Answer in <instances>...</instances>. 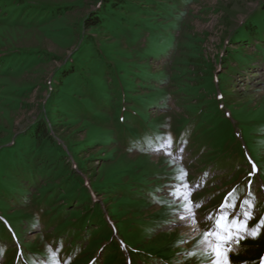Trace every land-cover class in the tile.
Here are the masks:
<instances>
[{
    "label": "rangeland",
    "instance_id": "1",
    "mask_svg": "<svg viewBox=\"0 0 264 264\" xmlns=\"http://www.w3.org/2000/svg\"><path fill=\"white\" fill-rule=\"evenodd\" d=\"M145 1L166 3L0 0V146L43 125L67 151L30 133L0 157V264H201L185 254L226 203L234 215L254 197L249 226L264 217V41L231 43L264 0H174L164 17ZM70 172L90 197L62 187ZM85 206L84 228L54 232ZM233 247L230 264H261L264 228Z\"/></svg>",
    "mask_w": 264,
    "mask_h": 264
},
{
    "label": "trees",
    "instance_id": "2",
    "mask_svg": "<svg viewBox=\"0 0 264 264\" xmlns=\"http://www.w3.org/2000/svg\"><path fill=\"white\" fill-rule=\"evenodd\" d=\"M165 1H166V3H163V4L157 3L155 1H150V2H148V1L146 2L145 1L147 3V5H149L148 6L149 8H145L146 14L148 15V13H150L148 16H150V15L153 14L155 17H159V16L160 17H164L163 16L164 10L167 7H170L169 5L167 6V4L168 3H170V4H173L174 3V0H165ZM14 7H17V4ZM256 17H259L258 24H257V22H253ZM37 21H41V18H39ZM98 24L99 23H96V24H94V26H97ZM245 24H246V26H243L241 28L242 31H240L237 34H235V36H234V38H233V40H232L231 43H240V44L246 43L245 46H247V47L249 46L250 47V46L253 45L252 40L259 39L258 42L264 41V2L260 3V5H259V7L257 9L256 14L253 17L252 16L249 17V19L243 25H245ZM156 47H158V46H154L153 49H155ZM242 49H244L243 46H242ZM255 49H256L257 53L260 54L262 51H264V46L262 44L261 45H255ZM12 56L17 57L18 59L24 60V58L29 57V56L31 57L32 55L31 54L30 55H27V54H16V53H14L13 55L10 54L7 57H12ZM227 57H229V55ZM254 57L255 56L253 55L251 57V59L254 58ZM261 57L264 59V54H262ZM68 71H69V74H68L69 76L72 73H74L73 68L71 70L69 69ZM124 100H123V102H124ZM123 108L125 109L124 106H123ZM121 109H122V107L120 108V110ZM133 113L135 115L140 116V114L138 112H137L138 113L137 114L134 110H133ZM139 118L141 119V117H139ZM230 131H231V138H229L228 140L231 141V139L232 140L233 139H238V137L236 136L235 130L234 129H230ZM30 133H32V134H30ZM50 133L51 132H47L46 131V128L43 125H40V126L39 125H36V127H32L29 130V132L27 134H25L24 136L22 134L20 136L18 135L17 137H15L13 139V141H12L11 144L6 145V146L1 145L0 146V157L7 158L8 156L12 155V152L16 151L17 149H22V146H21L22 145V139L24 137H26V135H29V134L32 135L31 140L33 141V148L34 149H36L39 145H41L42 142H46V143L48 142V145L45 147L46 149H51V150L55 151L56 153H60V152L64 153L66 150H64L59 144H57L55 141H53L52 136H51ZM240 134L243 135V132L240 131ZM231 144H233V143L231 142ZM238 147H239L238 149H240L239 150V155H240V153H243V151H242V148L240 146H238ZM18 156H24V152H19ZM36 163L39 164V166H40V165H42L43 162L41 160H38ZM65 171H71V169L66 166ZM3 180H4V175L1 174L0 175V184L3 183L2 182ZM76 180L77 181L80 180V181L79 182H76ZM64 181H66V183H63L62 184V187H69L70 185H74V184L80 183V185H82L81 191L82 192H85V196H89L90 197V195L87 192L86 187L84 186V180L82 178H80L79 175H75L72 172H70L69 175L66 177V179H64ZM23 182H24L23 179H21V181L14 183L15 184L14 186H11L14 189V194L13 195H15V193H16L15 196H17V193H19V195L22 196V193L19 192V191H22L23 190V187H22L23 186ZM59 183H61V182H59ZM39 193L41 195H44L45 194V191L44 192H39ZM53 193H54V191L51 192V195H53ZM74 193H75V191L72 190V189L66 190L65 194L62 196L63 198H66V200H64V202H63V203H66L65 206H67V207L70 206V204H69L70 201L71 202L73 201V198H71L72 195H76ZM50 197H53V196H50ZM89 203L94 204V202L91 201V199H90ZM118 203H120V201H118ZM90 207L91 206H85V208H82V211L84 209L85 210H84V213H82L83 215H81V216L80 215L77 216L78 214H75V213H77L78 211L77 210H74L72 213H70V219H69V216H68V219H66L65 221H62L61 222V225L64 222L65 223L64 225H69V226L72 227V226L76 225V223H77L78 226H79V229L78 230L80 231V229L81 228H84L91 219L93 220L94 210L92 208H90ZM94 207H95V205H94ZM59 211H57V215H54V216L51 217L52 224L56 223L57 222V218L60 217L59 215H61V214H60ZM108 211H109V209H108ZM110 211H112V210H110ZM115 211H117V210L115 209ZM109 212H108V214H109ZM73 214H75V215H73ZM114 214H116V212ZM102 215H103V212L100 210L99 213H98L97 221H104V217ZM57 223H59V222H57ZM57 223H56L57 227L54 229V232L61 231V229L63 230V225L61 226V225H59ZM58 226H60V228H58ZM115 226H116V231H117L118 235L121 236L120 235L119 226H117V224ZM4 230H6V229L4 228ZM58 233H61V232H58ZM107 235H109V236L112 237V230H110V233H108ZM111 239H113V238H111ZM111 242H112L111 244L113 245V247H115V245L117 247L116 240H112ZM121 258H122V256H121Z\"/></svg>",
    "mask_w": 264,
    "mask_h": 264
},
{
    "label": "snow or ice",
    "instance_id": "3",
    "mask_svg": "<svg viewBox=\"0 0 264 264\" xmlns=\"http://www.w3.org/2000/svg\"><path fill=\"white\" fill-rule=\"evenodd\" d=\"M182 174H186L183 169H178ZM251 184V181H249ZM235 194V190H233ZM248 196L252 197L249 190ZM186 199V197H182ZM198 207L193 204L192 208ZM235 204L232 205V209ZM254 197L252 199L245 198L240 203V210L233 215L232 209L228 208L227 203L222 207L221 211L225 214L219 215L215 218V224L212 229L204 232L203 236L194 245L193 251L186 253L187 256H201V264H230L228 255L235 249L232 245L238 244L239 240L251 237L255 239L262 228H264V217L254 226H249L253 219L254 213ZM191 208L188 204L183 205V213H190ZM231 217V218H229ZM182 219H195L193 215L184 216ZM206 220H211L212 216H206ZM261 264H264V257L261 258Z\"/></svg>",
    "mask_w": 264,
    "mask_h": 264
},
{
    "label": "bare ground",
    "instance_id": "4",
    "mask_svg": "<svg viewBox=\"0 0 264 264\" xmlns=\"http://www.w3.org/2000/svg\"><path fill=\"white\" fill-rule=\"evenodd\" d=\"M186 224H184L185 225V227H190V228H188V229H192V226H191V224L189 223V222H185ZM184 230H187V229H184ZM187 232V231H186ZM197 237V236H196ZM233 247V246H232ZM234 248V247H233ZM228 259H229V255H228Z\"/></svg>",
    "mask_w": 264,
    "mask_h": 264
}]
</instances>
